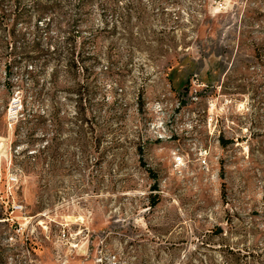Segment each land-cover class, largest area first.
Segmentation results:
<instances>
[{
  "label": "rangeland",
  "instance_id": "374dc122",
  "mask_svg": "<svg viewBox=\"0 0 264 264\" xmlns=\"http://www.w3.org/2000/svg\"><path fill=\"white\" fill-rule=\"evenodd\" d=\"M1 217L0 264L263 253L264 0L0 2Z\"/></svg>",
  "mask_w": 264,
  "mask_h": 264
},
{
  "label": "trees",
  "instance_id": "16d2710c",
  "mask_svg": "<svg viewBox=\"0 0 264 264\" xmlns=\"http://www.w3.org/2000/svg\"><path fill=\"white\" fill-rule=\"evenodd\" d=\"M3 0H1L0 2H2ZM89 0H77L78 3V7L84 8V6H86V4L88 3ZM12 66L11 65H6V77L7 80L5 82V87L6 88H10L11 86V78L13 76L12 73ZM84 132V131H83ZM154 190L157 191V187H154ZM0 219H2L3 223H5L8 219L1 217ZM228 255H230L234 261H230L228 260V257L225 258V263L226 264H264V252L261 254H256V253H242V251L238 250V251H234V250H230Z\"/></svg>",
  "mask_w": 264,
  "mask_h": 264
},
{
  "label": "built area",
  "instance_id": "2783aa9c",
  "mask_svg": "<svg viewBox=\"0 0 264 264\" xmlns=\"http://www.w3.org/2000/svg\"><path fill=\"white\" fill-rule=\"evenodd\" d=\"M178 160H180V158L178 157Z\"/></svg>",
  "mask_w": 264,
  "mask_h": 264
}]
</instances>
